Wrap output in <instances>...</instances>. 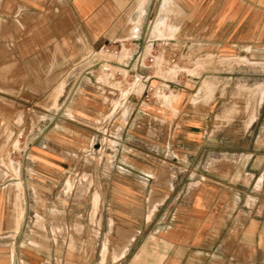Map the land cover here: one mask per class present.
I'll return each instance as SVG.
<instances>
[{"label": "crops", "instance_id": "obj_1", "mask_svg": "<svg viewBox=\"0 0 264 264\" xmlns=\"http://www.w3.org/2000/svg\"><path fill=\"white\" fill-rule=\"evenodd\" d=\"M111 13L117 15L113 17ZM135 20L140 21V27L134 34L138 38L131 55L136 52L150 53V46L153 45L156 54H170L174 49H180L185 55L194 52L205 56V59H215L223 53L235 52L239 36L264 37V0H0V66L11 70L5 89L7 100L12 103L6 104L2 114L13 115V102L45 100L53 95L55 104L62 100L64 93L65 99L74 98L77 92L73 89L77 84L84 89L77 95L82 93L86 99H94L92 95L95 91L107 95L115 91L120 95L116 87L93 78L92 72L86 70L87 66L76 76L65 77V86L58 88L62 77L60 54H81L86 49H73L59 42L84 30L86 35L96 31L97 37H102L100 49L104 44L121 45L126 41L125 37L113 39L123 34L129 36ZM257 20L261 23L256 25ZM154 30L156 33L151 36ZM110 35L115 37L111 39ZM226 62L204 60L199 62L202 64H199L201 70L197 75L182 73L176 80L169 79L172 87L168 91L180 93L181 103L179 110H174L171 116L143 110L138 100L124 115L127 119L132 116L133 128H117L116 132L126 137L115 139L135 152L133 156L121 155L112 160L117 167L114 177L121 182L117 186L121 195L117 193L118 199L106 209L118 214L119 222H114L119 224L118 227L136 231L130 236L127 246L119 251L115 264H256L255 260L264 264V208L260 212L258 206H254L253 200H250L254 197L253 192L248 190L254 180L262 181V160L255 158L249 171L244 165L241 172L235 171L227 176H223L220 167L207 172L205 161H193L204 143L197 139V132L201 128L215 126L210 123L212 111L208 112L202 105H192L191 100L202 94L206 99L214 95L215 101L221 100L222 80L217 74L222 72L228 73L224 80L229 83L224 90L231 93L232 86L238 83L239 66ZM163 63L155 55L151 69L142 73L153 74L154 68ZM181 63L188 69H195L190 68L191 63L187 60ZM30 70L37 73L32 74ZM103 76L126 87L125 96L120 97L123 104L127 99H133L131 83L116 80L107 74ZM205 81L214 83L215 94L214 89L208 94L201 89ZM151 82L155 83L156 79H151ZM162 95L163 99L159 96L152 102L158 108L163 107L164 97L169 94ZM173 101L164 102L170 105ZM261 103H264V96ZM58 111L54 110L52 114L53 127L39 132L33 140L37 144L38 155L22 163L23 169L37 172L33 181L41 197L52 196L59 187L63 169L73 162V159L63 157L71 153L70 148L84 143L90 134L93 136L106 131V128H78L71 118L68 127L62 126ZM71 111L76 118L82 117L79 113L93 117L100 113L88 106ZM114 117L111 115L109 121ZM255 123L253 119L244 127L248 128L246 132L250 128H264V124L256 127ZM11 127H14L13 123ZM42 127L46 126L39 122L34 125V128ZM228 127L237 128L226 124L217 128ZM152 132L157 135H150ZM169 134H176L175 138ZM160 139L162 142H159ZM160 148L169 156L166 157L168 166L165 175L158 179ZM174 151L180 157H176ZM29 178V174H22V184ZM106 178L102 180L107 181L110 174ZM127 180L138 182L133 192H129ZM2 182L4 180L0 178V264H32L37 261L38 255L30 249L29 230L56 226L51 224L57 223L56 212L61 210L39 202L32 205L29 199L24 198L18 205L15 199L13 201V191L7 188L8 183L4 185ZM141 182L144 184L141 185ZM238 183L244 189H239ZM223 188L227 192L244 193L246 200L249 199L245 209L241 211L235 205L229 212L224 211L217 200ZM22 194L26 196L25 190ZM144 197L153 198L152 204L143 203ZM169 198L175 200L164 207ZM52 213L55 214L53 217ZM36 214L43 219V225L36 224ZM159 214H164L161 220ZM133 245L136 246L133 248Z\"/></svg>", "mask_w": 264, "mask_h": 264}, {"label": "rangeland", "instance_id": "obj_2", "mask_svg": "<svg viewBox=\"0 0 264 264\" xmlns=\"http://www.w3.org/2000/svg\"><path fill=\"white\" fill-rule=\"evenodd\" d=\"M110 15L115 17L117 14L111 13ZM258 22L259 20L255 21V24L257 25ZM132 29H130L129 36L123 34L113 39L126 38V41L121 42V53L116 58L100 49L99 42L102 37H97L96 31H93L94 33L89 36L82 30L75 37L63 38L59 42L63 46H70L73 49H86L81 54L76 52L60 54L62 77L58 88L62 89L65 86V77L76 76L83 67L90 66L88 70L92 72L93 78L116 87L120 95L115 91L108 95L95 91L92 95L94 99H86L82 93L77 95L78 92L84 90L82 85L78 86L77 84L73 89L77 92L74 98L70 96L65 99L66 93H64L62 100L57 101L55 104L53 95L45 100L13 102L15 108L13 115L5 116L2 113L6 109V104H12L11 101L7 100L8 96L5 89L8 74L11 73V70H8L4 65L0 66V127H2L0 128V178L4 180L2 183L4 185L8 183L7 188L13 191V201L15 199V203L17 202L18 205L24 198L29 199L32 205L39 202L53 206L54 210H61L60 213L56 212L57 223L51 224H56V226L29 230L30 249L38 255L37 261H33L32 264H115L119 259V251L125 245L127 246L128 241L130 242V236L136 231L118 227L119 224L114 223L119 222L118 214L108 212V209H106L107 207L110 208L114 200L118 199L117 193L121 195V191L117 187L121 182L114 177L116 176L117 167L113 165L112 160L119 158L121 155L122 157L133 156L135 152L129 146L117 143L116 137L123 140L126 136L118 134L116 130L117 128H133L132 116L127 119L124 115L134 107L136 100L141 102L140 107L143 110L155 114H168V116H171L174 110L177 112L181 103L179 100L180 93L167 91L165 93L169 94V101L170 99L172 101L174 99V101L170 105L163 101L162 108H158L152 102H143L141 98H129L123 104L120 97L125 96L126 87L106 79L100 72L98 65L94 64L99 58H114L126 62L138 38V35H134ZM108 37L112 39L115 36L110 35ZM143 53V55H146L148 51ZM156 55L164 63L161 66H156L152 73L156 76L175 80L177 76L181 77L182 73L197 75L201 70L199 64H202L199 62L204 60L211 62L216 59L220 62L227 61L226 63H229L231 61L238 64V83L235 87L232 86L231 93L229 90L227 92L224 90V86L229 82L224 80L228 73L222 72L217 74L222 80L219 93L222 97L221 100L215 101L214 95L206 99L204 94L197 95L191 100L192 105H202L208 112L212 111L210 123L215 126V128H201L200 132H197V139L199 138L204 143L193 161L194 163L205 161L207 172L218 170L220 167L223 176H227L229 173L233 175L235 171L237 173L241 172L244 165H246L244 168L249 171V166L253 160L260 158L263 162L264 172V128H250L248 132H246L248 128H244L253 119L256 120V127L264 124V103H259L260 106L256 107L255 118L254 116L250 118V109L251 106L255 107L256 98L252 97L253 95L249 91L256 85L264 83V37L239 36L238 48L235 52L223 53L224 56L215 59L213 57L205 59V56L194 52L185 55L180 49H174L170 54L157 53ZM183 60L190 62V68L195 69H188L187 65L181 63ZM35 72L37 73L35 70H30L32 74ZM41 76H43V73ZM211 83V92L214 89L215 94V85ZM77 87L79 88L77 89ZM141 87L140 85L136 91L137 93H139ZM69 88L70 85L67 86V91ZM57 92H59V89ZM160 96L163 99V95ZM197 100H199V103H196ZM82 106L98 109L100 111L99 116L93 117L79 113L82 117L76 118L71 110ZM54 110H59L58 114H61L59 119L63 122L62 126L68 127L69 118H71L74 120L72 123L75 126L78 125L76 126L78 128H106V131L93 136L90 134L89 139L84 143L70 148L71 153L65 154L63 157L64 159H73V162L63 169L59 187L54 190L52 196L41 197L38 195L33 181L34 174L37 172L33 169H23L22 163L38 155L39 151L35 147L37 144L33 140L39 132L48 131L53 127L52 114ZM111 115H115V117L109 121ZM116 116H118L117 119ZM37 122L43 123L46 127L34 128ZM11 123L14 127H11ZM224 124L237 128H217ZM123 125L125 127H122ZM107 128L110 129L107 131ZM149 134L157 135L156 132ZM158 135L161 136V134ZM175 135L169 134L173 138H175ZM125 139L128 141V138ZM159 142H162V140L160 139ZM147 150L149 151V149ZM158 151L160 152L158 162L161 167L159 179L161 175H165L168 166L166 157L169 154L166 155L161 148ZM174 155L180 157L177 151H174ZM25 173L30 175L25 183L26 185L22 184L21 181L22 174ZM107 174H110V178L103 181L102 178L107 179ZM229 177L232 178L233 176ZM248 177H252V174H248ZM9 178H13V180L6 181ZM16 181L21 183L16 184ZM136 184L138 182L126 181V185L130 186L129 192H133ZM143 184L141 182V185ZM237 186L239 189H244V186L240 183ZM23 190H25V197L22 194ZM248 190L253 192L254 195L250 200H253L254 206H258V210L261 212L264 208V175L261 182L254 180ZM152 199L151 197H147V199L144 197L142 202L151 205ZM174 200L175 198H169L164 202V207ZM217 200L221 202L223 210L228 212L235 205L242 211L245 209V204L249 203V199L246 200L244 193L227 192L224 188L217 195ZM53 215L55 214L52 213L51 216L53 217ZM163 215L159 214V220ZM35 220H37V225L44 224L41 222L43 219L37 214ZM135 246L133 245V248ZM255 263L258 264L256 260Z\"/></svg>", "mask_w": 264, "mask_h": 264}, {"label": "built area", "instance_id": "obj_3", "mask_svg": "<svg viewBox=\"0 0 264 264\" xmlns=\"http://www.w3.org/2000/svg\"><path fill=\"white\" fill-rule=\"evenodd\" d=\"M101 49L114 58L121 53V45L104 44ZM156 48L150 46V53L143 55L136 52L129 56L126 62L115 60L114 58H99L94 64H97L103 74H107L116 80L131 83L130 94L133 98H141L144 101L153 102L161 94L171 89V80L156 76L153 74H144V70H150L155 62ZM90 66H87L86 70ZM151 79H156L155 83ZM142 86L139 93L137 89Z\"/></svg>", "mask_w": 264, "mask_h": 264}, {"label": "bare ground", "instance_id": "obj_4", "mask_svg": "<svg viewBox=\"0 0 264 264\" xmlns=\"http://www.w3.org/2000/svg\"><path fill=\"white\" fill-rule=\"evenodd\" d=\"M141 18V17H140ZM140 20V19H139ZM139 20H135L134 21V28L132 29L133 30V33L136 34L139 27H140V21ZM154 22V21H153ZM155 26V25H154ZM153 26V27H154ZM152 27V26H151ZM158 32H159V28L157 29ZM156 33V31L154 30L152 32V34L150 33L151 36H154ZM202 89L203 91L206 92V94L210 93L211 92V86H210V83L205 81L203 82V85H202ZM251 93H252V97L256 98V104H255V107L251 106V109H250V118H252L253 116H255V112H256V107H258L259 103L262 102L263 100V96H264V84L260 83L259 85H256L255 87L251 88L249 90ZM164 101L165 102H168L169 101V97L168 96H165L164 97ZM258 101V103H257ZM17 218V217H16Z\"/></svg>", "mask_w": 264, "mask_h": 264}]
</instances>
